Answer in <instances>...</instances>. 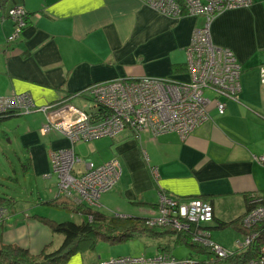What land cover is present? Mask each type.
Here are the masks:
<instances>
[{"label":"crops","instance_id":"obj_1","mask_svg":"<svg viewBox=\"0 0 264 264\" xmlns=\"http://www.w3.org/2000/svg\"><path fill=\"white\" fill-rule=\"evenodd\" d=\"M14 4L26 7L29 22L8 42L14 21L7 10ZM204 18L187 12L167 15L143 0H12L0 10V95L28 92L38 106L62 100L90 109L91 99L81 92L103 81L144 76L187 80L186 48ZM210 31L212 41L230 48L241 65L240 99L226 100L224 113L211 103L207 121L185 138L176 131L136 134L132 128L112 138L113 157L123 170L114 189L101 196L102 211L105 196L114 200L115 213L152 217L165 193L201 197L212 203L216 218L232 220L246 212L247 194L263 192L264 164L256 156L264 155V0L217 13ZM47 120L37 110L2 118L0 136L17 134L21 146L16 144L15 151L23 153L27 167L42 179H53L52 152L71 144L55 132L43 135ZM88 145L98 150L96 142ZM56 183L49 186L50 199L57 195ZM14 199L12 213L0 226V243L20 244L33 253L49 243L57 249L64 236L28 216L73 220L69 212L39 210L47 201L40 193L39 201H27L26 207ZM101 252L98 244L67 264L112 258Z\"/></svg>","mask_w":264,"mask_h":264},{"label":"built area","instance_id":"obj_2","mask_svg":"<svg viewBox=\"0 0 264 264\" xmlns=\"http://www.w3.org/2000/svg\"><path fill=\"white\" fill-rule=\"evenodd\" d=\"M143 1L172 16H180L183 8L177 0ZM253 2L183 0L184 13L205 17L203 23L195 28L186 48L187 80L144 76L103 81L81 92L91 99L90 109L62 100L38 106L28 92L0 95V117L12 111L29 113L37 110L46 113L48 120L42 125L41 133L55 132L71 141L69 147L54 150L51 154L52 173L58 177L57 195L77 204L100 207L101 196L120 180L122 164L117 157L101 164L83 159L76 152L75 145L99 137L117 138L126 128H132L136 134L150 132L157 135L176 131L185 138L209 118L211 103L224 113L226 100L240 99L242 68L230 48L218 46L212 41L211 21L223 10L249 6ZM8 15L14 21V30L7 39L12 42L27 26L28 11L22 5H15L8 10ZM261 83L264 85V64L261 66ZM256 159L264 164V155L256 156ZM254 201L257 205L244 219L248 227L264 221V202L261 197ZM7 210L5 206L0 207V226ZM213 218L214 207L210 201L161 193L158 214L148 217L147 224L188 233L193 242L211 248L219 256L232 254L236 248H245L251 243L255 234L246 237L233 250L224 248L212 239L211 231L205 228ZM95 264H202V260L194 256L177 257L168 250L153 255L119 256ZM246 264H264V246L259 257Z\"/></svg>","mask_w":264,"mask_h":264},{"label":"trees","instance_id":"obj_3","mask_svg":"<svg viewBox=\"0 0 264 264\" xmlns=\"http://www.w3.org/2000/svg\"><path fill=\"white\" fill-rule=\"evenodd\" d=\"M11 1L0 0V10L7 9ZM177 1L183 6L182 12L179 14L181 16L184 14L185 4L183 0ZM15 5L22 4H14L8 10ZM28 22L29 12L27 24ZM14 113L15 111H12L8 114ZM6 117L7 114L1 116L0 119ZM245 197L247 207L245 213L232 220L219 219L214 214L212 223L207 224L205 227L212 233L214 229H222L231 225L242 231L245 238L255 234L248 246L241 249L236 248L232 254H227L226 256H219L211 248L193 242L188 233L176 232L170 227L151 226L147 224V218L108 215L99 209L101 207L74 204L56 195L46 202L70 213L80 212L85 218L77 222L73 220L58 221L40 214L28 216V218L44 223L54 233L62 234L64 236L62 244L57 249H50L52 243H49L39 253H33L31 249L20 244L0 243V264H67L75 254L87 250H95L99 241L113 244L136 236H150L156 240H165V242L158 243L156 252L172 251L171 244L173 242L175 244H187L197 252L208 254V258L203 260L202 264H246L250 260L259 257L261 248L264 246V221L258 222L251 227L246 226L244 222L248 213L257 205L254 200L261 197L264 202V190L261 194H247ZM14 204L15 199L13 196H0V207L6 206L8 209H12Z\"/></svg>","mask_w":264,"mask_h":264},{"label":"rangeland","instance_id":"obj_4","mask_svg":"<svg viewBox=\"0 0 264 264\" xmlns=\"http://www.w3.org/2000/svg\"><path fill=\"white\" fill-rule=\"evenodd\" d=\"M9 16V15H8ZM213 96V94L208 93ZM207 121V119L205 120ZM204 121V122H205ZM203 122V123H204ZM199 127V126H198ZM10 139L12 141H10ZM67 141H71L66 139ZM111 137H99L91 141H87L82 143V145H77V152L81 155L83 159H92L96 164H101L103 160H109L113 158V149L110 141ZM84 142V141H82ZM93 142H96L98 150L92 149L90 150V145ZM16 144L21 146L20 138L17 134H11L9 137H5L1 134L0 136V196L8 197H18L21 200L22 205L26 207L29 203L27 201H39V193L41 196L46 197L47 201L50 199L49 197L53 195L50 192V188L55 185L58 181L57 175L55 174L53 179H42V177H38L34 168L27 167L26 159H23V153H16ZM41 178V179H40ZM44 180H47L44 182ZM48 186V187H47ZM50 186V188H49ZM114 189V188H113ZM112 189V190H113ZM50 192V193H49ZM109 192V191H108ZM48 193V194H47ZM50 194V195H49ZM116 196V194H113ZM103 211L108 215H120L115 213L113 210L115 206L111 204L114 202L111 198L103 197ZM160 200V199H159ZM72 201V200H71ZM68 200V202H71ZM74 202V201H73ZM74 204H77L74 202ZM112 205V206H110ZM6 207V206H5ZM38 209L43 212H48L51 210L52 212H57L56 207L52 206L49 202H43L38 205ZM12 209L7 210V214L3 217L6 218L12 213ZM67 214V213H66ZM69 216L73 217V221L80 222L85 216L80 212H69ZM2 217V218H3ZM124 217V216H123ZM212 223V222H210ZM155 226V225H154ZM157 227H166V226H157ZM212 239L223 246L226 249H235L241 242H244L245 235L242 231L237 229L234 226H227L222 229H214L212 231ZM165 242V240H156L153 237L148 236H136L131 239H127L125 241H120L117 243H109L106 241H99L98 244L102 247L103 252H101L104 256H110L112 258H117L119 256L126 255H153L157 251L158 243ZM97 244V245H98ZM96 245V247H97ZM172 253L177 257H188L194 256L200 260H206L208 258V254L197 252L192 249L187 244H175L174 242L171 244ZM103 256V258H105Z\"/></svg>","mask_w":264,"mask_h":264},{"label":"water","instance_id":"obj_5","mask_svg":"<svg viewBox=\"0 0 264 264\" xmlns=\"http://www.w3.org/2000/svg\"><path fill=\"white\" fill-rule=\"evenodd\" d=\"M18 114H22V113L15 112L14 114H7V117L9 118L11 115H18Z\"/></svg>","mask_w":264,"mask_h":264},{"label":"bare ground","instance_id":"obj_6","mask_svg":"<svg viewBox=\"0 0 264 264\" xmlns=\"http://www.w3.org/2000/svg\"><path fill=\"white\" fill-rule=\"evenodd\" d=\"M59 196V195H58Z\"/></svg>","mask_w":264,"mask_h":264}]
</instances>
